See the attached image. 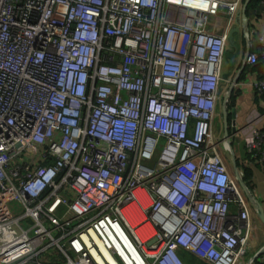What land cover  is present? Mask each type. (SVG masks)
I'll use <instances>...</instances> for the list:
<instances>
[{
    "label": "built area",
    "instance_id": "obj_1",
    "mask_svg": "<svg viewBox=\"0 0 264 264\" xmlns=\"http://www.w3.org/2000/svg\"><path fill=\"white\" fill-rule=\"evenodd\" d=\"M241 1L0 0V264H264L225 152L251 127L264 165V78L223 123Z\"/></svg>",
    "mask_w": 264,
    "mask_h": 264
},
{
    "label": "crops",
    "instance_id": "obj_2",
    "mask_svg": "<svg viewBox=\"0 0 264 264\" xmlns=\"http://www.w3.org/2000/svg\"><path fill=\"white\" fill-rule=\"evenodd\" d=\"M245 1L242 0L241 3L244 5ZM246 15L247 22L244 23L240 12L233 29L230 31L224 59L226 79H232L230 83H225L221 87L222 108L226 111L223 123L226 120L225 126H227L226 130L228 132H232L233 120H235L237 129H243L257 113L263 110V104L254 90L253 84L264 78V60L260 58L254 66H249L246 63L247 56L255 52L253 51V44L256 41L255 36H248V30L255 33H264V4L261 0L248 8ZM224 22L223 20L222 25L221 22L212 20L210 24L218 29V34H221L224 32ZM257 48H259L258 39ZM233 110L235 116L232 115ZM263 126L264 124L258 125V128L263 129ZM243 132V136L238 135L236 143L225 146L226 158L231 168L237 167L244 171L252 207L257 212L256 201L260 203L264 210V165H255L251 154L248 153L246 140L251 137V127L248 128V131L243 130ZM232 149H234V152H232ZM248 172L250 175H248ZM259 220H256V236H260L264 244V225Z\"/></svg>",
    "mask_w": 264,
    "mask_h": 264
},
{
    "label": "water",
    "instance_id": "obj_3",
    "mask_svg": "<svg viewBox=\"0 0 264 264\" xmlns=\"http://www.w3.org/2000/svg\"><path fill=\"white\" fill-rule=\"evenodd\" d=\"M249 3H250V0H246L244 5L242 6V11H241V14H242V19H243V22L246 23L247 22V10H248V6H249ZM257 39L258 37L256 36V41L254 42V49L253 51L255 52H260V49L257 48ZM232 115L235 116V111L233 110L232 111ZM225 124H226V120H224ZM227 127V126H226ZM242 184V182H241ZM243 186V184H242ZM245 187V186H243ZM255 205H256V208H257V215H258V218L260 219V221L262 222V224L264 225V210L262 208V206L260 205V203L258 201L255 202ZM262 253H264V247L262 249H260L250 260V262H253L256 258H258Z\"/></svg>",
    "mask_w": 264,
    "mask_h": 264
},
{
    "label": "trees",
    "instance_id": "obj_4",
    "mask_svg": "<svg viewBox=\"0 0 264 264\" xmlns=\"http://www.w3.org/2000/svg\"><path fill=\"white\" fill-rule=\"evenodd\" d=\"M257 1L258 0H251L248 8H250ZM248 175H250L249 172H248ZM183 259L186 264H203L201 261L196 260L194 257H192L189 254H184Z\"/></svg>",
    "mask_w": 264,
    "mask_h": 264
},
{
    "label": "rangeland",
    "instance_id": "obj_5",
    "mask_svg": "<svg viewBox=\"0 0 264 264\" xmlns=\"http://www.w3.org/2000/svg\"><path fill=\"white\" fill-rule=\"evenodd\" d=\"M225 152H226V149H225ZM143 204H144V206H148L149 205V201L147 200ZM144 219H145L144 216L141 214L140 211H138L136 216L133 218V222H134V224H136V223H139V222L143 221Z\"/></svg>",
    "mask_w": 264,
    "mask_h": 264
}]
</instances>
